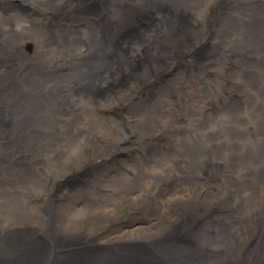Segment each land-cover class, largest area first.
<instances>
[{
    "label": "bare ground",
    "instance_id": "1",
    "mask_svg": "<svg viewBox=\"0 0 264 264\" xmlns=\"http://www.w3.org/2000/svg\"><path fill=\"white\" fill-rule=\"evenodd\" d=\"M20 1L0 17V264H264V180L254 175L246 189L231 167L256 164L262 173L264 166L256 154L264 151V0ZM27 6L43 17L24 16ZM28 42L33 51L21 52ZM173 68L170 85H154ZM235 92L244 106L228 103ZM101 93H114L140 119L136 140H156L157 165L170 163L184 184L192 179L218 193L220 207L174 205L167 222H152L153 204L142 207L149 217L137 221L156 228L154 241L113 232L95 251L66 249L59 207L39 224L43 213L26 196L61 171L65 144L95 131L87 98ZM211 94L223 99L220 120L208 114L203 128L205 102L195 107L193 98Z\"/></svg>",
    "mask_w": 264,
    "mask_h": 264
},
{
    "label": "rangeland",
    "instance_id": "2",
    "mask_svg": "<svg viewBox=\"0 0 264 264\" xmlns=\"http://www.w3.org/2000/svg\"><path fill=\"white\" fill-rule=\"evenodd\" d=\"M222 1L218 0V3ZM7 2L6 0H0V17L10 16L11 13H14L13 2L23 4L20 0H7ZM223 5L225 6L222 7L224 9L229 6L227 3ZM17 7L15 6V9ZM27 8V11L18 10L24 16L43 17V13L38 7L35 6L34 9L27 6ZM195 18L200 22L198 16ZM199 25L201 24L198 23ZM85 27L81 24V28L85 29ZM136 28L140 29L143 26L137 24ZM46 29H50V24L46 25ZM132 30H134V27ZM32 44L28 42L26 45H22L21 52L26 53V49L33 51L30 48ZM188 53H183L184 59H188L189 55L186 57ZM188 62L189 60L186 59L179 61L180 64L177 67L180 66L182 69H186L189 66ZM176 68L164 71L156 79L154 85H170L169 81L177 77L174 73ZM137 84L136 81H133L131 85L134 88ZM126 92L124 93L127 94ZM118 95L122 96L121 94ZM102 96L103 94L99 97L97 95V98L94 99L87 98V102L94 105L92 106L93 109L90 110L98 116L95 125H93L95 131L81 136V140H78L76 145L65 144L66 147L62 153H59L61 156L58 155V157L60 156L59 160L64 165L61 171L55 175V179L41 187L43 191L41 189L39 192L33 191V194L26 196L28 204L43 213L37 220L39 224L46 225V214L50 213L51 216H54L56 214L54 209L59 207L66 228L57 231L59 234L63 233L66 249L68 251L71 249L95 251L108 246V237L113 232H118L117 235L124 238L140 236L142 238L140 243L145 245L154 241L160 235L158 231L154 232L156 228L151 227L152 224H140L138 222L142 217H149V213L142 211V207L154 205L156 213L153 214L154 219H151L152 222H167L164 212H169L174 205L180 207L181 204H188L193 208L197 205V201L205 200L209 205H214L216 208L220 207L221 201L216 198V196L219 197L218 193L207 194L206 186H202L192 179L187 180L188 182L184 184L185 177L182 175L174 176L170 163L157 165L163 156L155 149L156 140L151 141L154 143L144 145L136 140L138 138L137 130H134L132 125L140 119L134 117L132 112L128 116L124 105L113 100L114 93L105 97ZM225 98H228L229 104L236 105L237 108L238 105H245V100L240 92L231 93L226 95ZM129 100L130 104L135 105L138 102V97L134 95ZM198 101L200 102L198 103ZM201 101L202 104L205 102V106L203 104V128L207 126L205 120L208 114L214 119L212 123L218 124L220 120L219 110H222L223 99L211 94L205 101L204 98L200 100L193 98V105L195 107L198 104L202 106ZM0 106H2L1 102ZM77 108L82 109L83 104L79 103ZM161 120L165 121L163 118ZM197 128H195V131ZM198 131L201 130H197V133ZM131 132H133V135L129 137ZM200 133H203V131ZM145 137L143 138L144 141ZM256 154L257 157L264 159V151L261 152L260 150ZM210 158L214 159L215 157ZM250 164L252 163L250 162L247 166L250 167ZM256 166L254 164L251 170L246 171L232 164L231 167L235 168L240 174L235 180L241 181L246 189L250 181L256 180L253 178L254 175L259 178L262 177L264 180V166H261L263 168L262 173L261 169H257ZM163 176L174 180L169 179L167 181ZM262 186H264V182L258 189L263 188ZM213 187L215 190L221 189L219 185ZM38 223L29 224V226L37 227ZM74 243L75 245H73Z\"/></svg>",
    "mask_w": 264,
    "mask_h": 264
}]
</instances>
